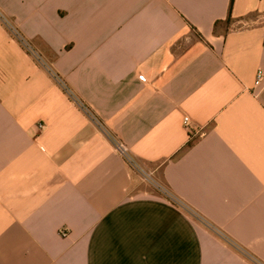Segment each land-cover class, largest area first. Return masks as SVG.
Masks as SVG:
<instances>
[{
    "label": "crops",
    "instance_id": "crops-1",
    "mask_svg": "<svg viewBox=\"0 0 264 264\" xmlns=\"http://www.w3.org/2000/svg\"><path fill=\"white\" fill-rule=\"evenodd\" d=\"M0 264H264V0H0Z\"/></svg>",
    "mask_w": 264,
    "mask_h": 264
},
{
    "label": "rangeland",
    "instance_id": "rangeland-1",
    "mask_svg": "<svg viewBox=\"0 0 264 264\" xmlns=\"http://www.w3.org/2000/svg\"><path fill=\"white\" fill-rule=\"evenodd\" d=\"M130 161L131 163H129V166L133 174L137 175L139 182L141 183L139 190H147L168 197L169 194H167V191L154 182L155 178L159 181L160 175L152 176L150 174L151 170L140 165L137 160L130 158Z\"/></svg>",
    "mask_w": 264,
    "mask_h": 264
},
{
    "label": "built area",
    "instance_id": "built-area-1",
    "mask_svg": "<svg viewBox=\"0 0 264 264\" xmlns=\"http://www.w3.org/2000/svg\"><path fill=\"white\" fill-rule=\"evenodd\" d=\"M4 24H6L7 25V22L4 20ZM11 31H12V29H11ZM12 33H13V35L18 39V40H20V42H22L23 43V41H22V39L20 38V36H18V34L13 30L12 31ZM263 78V75H262V73H260L259 75H258V77H257V82H259L261 79ZM66 92H67V90H66ZM68 93V92H67ZM188 121V119L186 118L185 119V122H187ZM38 128H39V130H43L44 128H45V126H44V124H39L38 125ZM115 150H116V152L120 155V156H122L125 160H126V162L129 164V163H131V161H130V156H129V154H128V150H127V148L123 145V144H120V143H116L115 144ZM169 196V195H168Z\"/></svg>",
    "mask_w": 264,
    "mask_h": 264
}]
</instances>
